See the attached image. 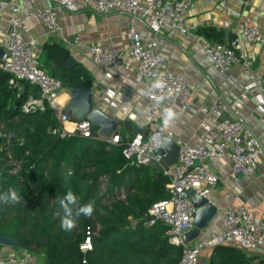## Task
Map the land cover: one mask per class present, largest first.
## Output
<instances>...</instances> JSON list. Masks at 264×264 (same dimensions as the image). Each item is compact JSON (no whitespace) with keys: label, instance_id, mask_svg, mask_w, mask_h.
I'll return each mask as SVG.
<instances>
[{"label":"built area","instance_id":"built-area-1","mask_svg":"<svg viewBox=\"0 0 264 264\" xmlns=\"http://www.w3.org/2000/svg\"><path fill=\"white\" fill-rule=\"evenodd\" d=\"M67 12L79 10L76 0H51ZM196 0H174L167 4L165 0H84L85 6L93 13L105 15L117 11L129 19L127 32L128 45L122 51L92 44L87 48L91 61L108 71L117 67L130 71L136 84L142 85L146 92V117L148 125L136 136L123 139L120 133H111L101 137L102 141L123 146L124 158L133 165H150L152 162L162 163L165 153L157 145L158 128L164 115L163 103L171 101L189 106L194 96L189 78L184 72H176L168 67L166 57L158 52L152 43L142 39L135 24L142 23L153 33H161L165 28H175L180 33H187L189 27L185 18L194 7ZM210 3L214 0H201ZM225 15H229L230 0H216ZM250 5L249 0H242ZM8 11L10 20L4 43L5 59L0 62V69L9 72L11 86H19V81H27L38 88V96L29 95L38 106L37 110H50L61 127L60 136L78 131L86 137H92L89 123L84 120L76 123L73 131L64 129L67 117L61 114L57 98L63 89L62 82L53 77L48 69L42 66L34 40L24 37L25 22L37 19L45 30L53 34L59 29V19L53 8H39L34 0H0V11ZM252 14L257 9H252ZM239 28L232 38L223 42H212L207 38L200 40V46L210 59L216 70L227 73L234 64H240L248 81L244 90L251 94L257 103V109L264 113V96L259 90L256 76L252 72V64L248 57L239 50L243 38L250 46L264 43V32L254 16H247L240 21ZM228 26V23H224ZM26 101V102H27ZM205 122L201 123L202 132L198 141L190 143L177 140L179 156L174 164L164 166L162 173L167 178L166 188L170 193L167 200L157 201L148 209L143 223L152 226L162 222L166 227L168 240L182 248L178 264H194L206 249H214L220 245H236L247 251L264 252V216L257 219L246 207H229L219 216V228L209 233L206 238H197L184 243L182 235L194 227L197 208L194 197H202L212 203V188L219 181L218 176L206 164L211 159H226L230 163L229 178L236 180L239 175L253 174L264 155V148L259 139L244 127L238 112L230 107L222 96L217 97L211 106L202 107ZM166 137L172 138L167 132ZM193 191L194 197L181 198L180 194ZM96 235L89 227L86 237L79 245L81 252L92 248V236ZM85 262V261H84ZM0 264H35L27 255L3 254L0 252Z\"/></svg>","mask_w":264,"mask_h":264},{"label":"trees","instance_id":"trees-1","mask_svg":"<svg viewBox=\"0 0 264 264\" xmlns=\"http://www.w3.org/2000/svg\"><path fill=\"white\" fill-rule=\"evenodd\" d=\"M202 31L207 39L224 41L222 29ZM68 56L63 46L47 44L39 59L63 87H91L93 75L81 64L54 68ZM11 76L0 69V196L14 189L20 202L0 201V236L13 238L14 249L43 251V264H178L182 248L168 240L167 227L143 223L153 203L170 197L162 171L130 164L121 145L78 131L50 134V125L57 124L52 111L22 109L30 94L38 96L37 88L23 80L20 89L11 86ZM69 191L79 200L72 206L75 227L64 230L60 200ZM93 201L92 216L75 215ZM87 227L96 235L91 250L83 253L79 245ZM253 259L239 248L220 245L207 264H249Z\"/></svg>","mask_w":264,"mask_h":264},{"label":"crops","instance_id":"crops-1","mask_svg":"<svg viewBox=\"0 0 264 264\" xmlns=\"http://www.w3.org/2000/svg\"><path fill=\"white\" fill-rule=\"evenodd\" d=\"M34 1L39 8H53L60 25L57 32L50 34L37 19L25 22L24 37L35 41L38 54L40 55L47 44L63 46L68 51V57H72L76 64H81L93 75L91 87L94 105L117 121V131L121 136L124 135L122 138L132 137L130 131L123 126L126 121L130 122L131 127L138 125L140 131H143L148 125V120L146 92L142 85L135 83L130 71H123L117 67L106 71L93 63L87 54V48L92 44H101L118 51L124 50L128 45L127 32L130 26L128 17L117 11L105 15L95 14L85 6L84 0H76L79 10L75 13L54 5L51 0ZM165 1L167 4L174 2V0ZM249 1L250 5L246 6L242 0H230L228 3L230 14L227 16L216 0L210 3L196 0L194 7L185 18V24L189 27L187 33H180L179 30L169 27L156 34L142 23L135 24L142 39L152 43L154 48L166 57L170 69L187 74L194 96L193 103L189 106L171 101L163 103L164 115L159 124L158 136L164 137L167 132H171L175 141L195 143L202 132L200 125L206 120L201 108L213 105L217 97L222 96L226 103L238 112L244 127L255 134L264 148V113L257 109L253 96L244 90L248 78L243 74L241 65L234 64L227 73L221 74L200 46V40L206 38L202 29L206 27L222 29L225 41L226 29L229 31V38H232L239 28L240 21L247 16H254L264 32V0ZM252 9H257L255 15L252 14ZM9 20L10 13L0 11V46L2 47H4ZM226 22L228 26H224ZM239 50L251 61L252 72L264 96V43L254 44L251 47L242 38ZM37 93H39L38 88ZM69 100V88L63 87L57 98L60 109ZM169 111L174 114L171 119H168ZM166 119L167 124L164 123ZM75 125V121L68 119L64 123V129L73 131ZM59 130L61 127L58 124L56 133ZM206 164L218 176L219 181L212 188V203H210L212 207L202 208L196 218L195 222L201 227L198 238H206L211 231L219 228V216L226 208L244 206L257 219L264 216V155L253 174L239 176L236 180L229 178L231 167L228 160L211 159L206 161ZM226 246L241 249L236 245ZM241 250L251 257H256V260L253 259L254 261L249 264H254L258 260L264 261L263 251ZM212 251L213 249L204 250L194 264H207ZM1 253L25 254L35 264L44 263V252L41 250L34 252L3 246Z\"/></svg>","mask_w":264,"mask_h":264},{"label":"water","instance_id":"water-1","mask_svg":"<svg viewBox=\"0 0 264 264\" xmlns=\"http://www.w3.org/2000/svg\"><path fill=\"white\" fill-rule=\"evenodd\" d=\"M7 1V0H2ZM228 29L225 31V41L229 39ZM5 59V51L2 46H0V62L4 63ZM76 64L72 57H68L62 64L55 66L54 68H71ZM70 100L69 102L60 110L61 114L75 121L76 123H81L86 120L89 123V130L91 132L92 137H108L111 133L117 131L118 123L116 120L108 117L102 110L95 107L94 98H93V89L92 87L86 88H69ZM123 126L130 131L132 136H136V134L140 131V127L138 125L130 126V122L126 121L123 123ZM57 126L56 124H51L49 128L50 134H56ZM157 145L164 151V161L162 163L152 162L150 163V167L157 171H162L164 166H168L174 164L179 156V145L173 138L170 137H160L157 136ZM242 177L243 175H239ZM181 198H192L194 197L193 191H187L180 194ZM194 205L197 208L195 221L198 216V213L202 208L212 207V204L208 202L207 199L202 197H194L193 199ZM196 225V226H195ZM194 226L189 231H186L182 235V239L184 243H189L199 237L201 227L198 226L196 222H194ZM42 243H46V240H42ZM0 244L3 246L12 247L14 244L13 238H6L4 236H0Z\"/></svg>","mask_w":264,"mask_h":264},{"label":"clouds","instance_id":"clouds-1","mask_svg":"<svg viewBox=\"0 0 264 264\" xmlns=\"http://www.w3.org/2000/svg\"><path fill=\"white\" fill-rule=\"evenodd\" d=\"M168 119H171L174 115L172 112H168ZM165 124L168 123V120L166 119L164 121ZM79 197H77L73 192L69 191L63 199L60 200V205L63 208L64 215L61 217L60 226L64 230H71L73 227H75V222L73 219V205L78 204ZM0 201H3L4 203H19L20 202V196L18 193L13 189L10 190V192L6 195L0 196ZM94 204L95 202H89L84 204L83 206H80L78 210L75 212L76 216L84 215L86 217H90L93 214L94 211Z\"/></svg>","mask_w":264,"mask_h":264},{"label":"rangeland","instance_id":"rangeland-1","mask_svg":"<svg viewBox=\"0 0 264 264\" xmlns=\"http://www.w3.org/2000/svg\"><path fill=\"white\" fill-rule=\"evenodd\" d=\"M18 88L20 89V87L18 86ZM35 88V87H34ZM31 89H33L32 87H30V90ZM31 95V97H35L36 95H34V94H30ZM33 95V96H32ZM27 101V100H26ZM22 109L24 110V111H36L37 109H38V106L33 102V100L32 99H30V100H28L25 104H24V106L22 107ZM56 134H58V133H56ZM129 222L130 223H135V221L132 219V218H130L129 219Z\"/></svg>","mask_w":264,"mask_h":264}]
</instances>
